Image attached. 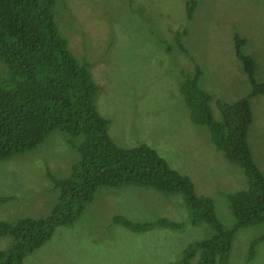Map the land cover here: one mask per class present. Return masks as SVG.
<instances>
[{
  "label": "rangeland",
  "instance_id": "rangeland-1",
  "mask_svg": "<svg viewBox=\"0 0 264 264\" xmlns=\"http://www.w3.org/2000/svg\"><path fill=\"white\" fill-rule=\"evenodd\" d=\"M55 10L70 51L88 63L99 85L95 104L110 120L113 141L153 147L191 179L196 194L212 199L223 227L235 226L226 197L247 187L244 170L212 144L206 127L190 122L178 85L200 70L216 115V99L248 94L237 37L246 40L241 52L255 60V80L264 81V0H57ZM3 67L0 61V74ZM251 108L248 143L264 174V95H255ZM77 155L55 129L36 148L0 161V200L10 198L0 201V220L45 215L57 195L48 171L67 176ZM118 215L135 222L166 217L184 226L133 232L113 222ZM188 217L181 194L103 185L72 224L57 227L23 264H171L188 244L213 234L208 223L192 225ZM11 242L0 236V249ZM230 249L226 264H264V222L237 228Z\"/></svg>",
  "mask_w": 264,
  "mask_h": 264
},
{
  "label": "trees",
  "instance_id": "trees-1",
  "mask_svg": "<svg viewBox=\"0 0 264 264\" xmlns=\"http://www.w3.org/2000/svg\"><path fill=\"white\" fill-rule=\"evenodd\" d=\"M56 3L0 0V61L5 66L0 74V161L36 148L55 129L65 134V142L78 154L67 176L54 177L48 171L57 195L45 215L0 220V236L12 238L8 248L0 249V264H23L57 227L77 219L100 186L128 184L181 194L188 222H205L213 229L211 236L188 244L171 264H226L235 230L264 222V174L248 143L251 99L264 95V81L254 78V58L241 52L246 40L237 37L235 51L252 88L237 100L216 99L217 115L212 108L213 94L200 83V70L178 85L190 122L206 127L212 144L244 170L247 187L226 197L235 218V226L227 228L219 223L212 199L196 194L191 179L171 168L153 147H121L113 141L108 132L110 120L95 104L99 85L92 79L88 63L70 51L56 22ZM186 11L187 20H192L193 1L187 3ZM113 222L133 232L180 230L184 226L166 217L135 222L118 215Z\"/></svg>",
  "mask_w": 264,
  "mask_h": 264
}]
</instances>
